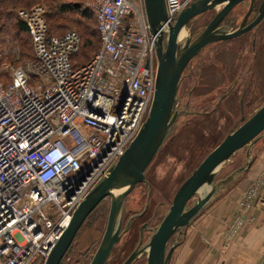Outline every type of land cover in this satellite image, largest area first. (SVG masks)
<instances>
[{
    "label": "built area",
    "instance_id": "2783aa9c",
    "mask_svg": "<svg viewBox=\"0 0 264 264\" xmlns=\"http://www.w3.org/2000/svg\"><path fill=\"white\" fill-rule=\"evenodd\" d=\"M192 0H165L174 22ZM99 49L75 62L77 30L20 7L32 57L0 77V264H43L71 214L145 119L157 61L143 0H86Z\"/></svg>",
    "mask_w": 264,
    "mask_h": 264
},
{
    "label": "rangeland",
    "instance_id": "374dc122",
    "mask_svg": "<svg viewBox=\"0 0 264 264\" xmlns=\"http://www.w3.org/2000/svg\"><path fill=\"white\" fill-rule=\"evenodd\" d=\"M258 1V0H257ZM86 0H23L12 7H0L9 11V18L0 15V77L8 79L12 66L22 63L31 53V40L26 32L16 28V10L42 4L46 8L51 31L62 33L66 29L77 30L83 44L74 56L75 62L89 59L98 50V41L89 33L94 31V14L86 7ZM63 4L77 5L90 16L83 17L78 11ZM223 4L211 7L186 22L184 29L193 39L206 27ZM249 0L234 5L225 17L229 29L241 22L247 12ZM257 13V11H256ZM251 13V16L256 15ZM254 18V17H253ZM83 23L87 32L82 34ZM256 35L252 48L251 36ZM184 36V35H183ZM184 39V38H183ZM165 42V39H164ZM256 53V54H255ZM179 109H185L175 122L163 145L149 164L145 180L138 182L125 197L123 225L131 219L112 249L106 264H121L136 245L139 228L143 229L144 244L152 228L161 220L172 201L177 186L222 140L223 136L241 123V115H251L264 101V18L247 34L227 40H213L201 49L185 66L178 88ZM252 142V143H251ZM264 131L258 132L243 144L225 163L215 180L255 160L261 154ZM251 143V144H250ZM236 174L223 190L218 192L212 204L225 191L233 187L249 170ZM255 180L246 187L239 200L241 209L264 210V168ZM196 195L188 200L190 205ZM209 204L207 206H209ZM109 197H104L94 208L93 215L83 223L74 237L60 264H89L105 228ZM206 208V207H205ZM202 209V210H205ZM201 210V211H202ZM197 214L193 222L198 220ZM228 223L221 238L220 248L227 251L237 229V221ZM176 232L169 244L179 242L173 249L170 263L177 254L189 251L185 244L186 230ZM198 245L196 249L198 250ZM196 250V251H197ZM148 251L140 254L131 264H147Z\"/></svg>",
    "mask_w": 264,
    "mask_h": 264
},
{
    "label": "water",
    "instance_id": "95a60500",
    "mask_svg": "<svg viewBox=\"0 0 264 264\" xmlns=\"http://www.w3.org/2000/svg\"><path fill=\"white\" fill-rule=\"evenodd\" d=\"M240 1L192 0L181 9L175 21L170 22L167 21L165 0H143L149 32L154 38L157 61L154 93L147 115L123 153L107 167L74 208L67 226L49 250L43 264H60L86 216L108 196L105 228L89 262L106 264L121 234L131 223L132 218H129L123 225L126 195L135 184L145 180L149 164L178 117L185 112V109L178 108L177 92L186 64L210 41L235 37L251 29L264 17V0H261L256 15L245 26L242 25L251 6L237 28L231 30L224 24L218 25L224 15ZM220 4L223 6L194 39L191 40L189 31L180 38L181 30L190 18ZM260 131H264V101L248 117L245 118L242 114L241 123L227 132L220 143L177 186L171 204L158 224L152 228V233L144 244L142 239L146 224L140 226L136 245L121 264H131L144 251H148L147 264H169L172 251L179 243L169 244L173 234L186 228L214 196L235 179L237 173L249 167L250 160L246 165L215 180L229 158ZM194 195L196 199L188 205V200Z\"/></svg>",
    "mask_w": 264,
    "mask_h": 264
},
{
    "label": "crops",
    "instance_id": "0c3cea01",
    "mask_svg": "<svg viewBox=\"0 0 264 264\" xmlns=\"http://www.w3.org/2000/svg\"><path fill=\"white\" fill-rule=\"evenodd\" d=\"M261 149L247 173L233 187L225 189L215 202L204 207L198 220L192 219L186 230L185 244L189 251L177 254L174 264H264V210L248 211L239 205L246 187L264 168V142ZM238 219L231 246L223 251L219 246L221 235L228 223Z\"/></svg>",
    "mask_w": 264,
    "mask_h": 264
},
{
    "label": "trees",
    "instance_id": "16d2710c",
    "mask_svg": "<svg viewBox=\"0 0 264 264\" xmlns=\"http://www.w3.org/2000/svg\"><path fill=\"white\" fill-rule=\"evenodd\" d=\"M21 1H23V0H0V7H8V8H10V7H12L13 5H15V4H17L18 2H21ZM63 6H66L67 7V9L69 8V7H71V8H73L74 10H76V11H78L83 17H87V16H90L89 15V13H87V11H85V10H83V9H81L79 6H77V5H68V4H63ZM8 14H9V11L7 10V11H0V15L1 16H3V18L5 17V16H7L6 17V19L7 18H9L10 16H8ZM18 17V16H17ZM45 18H46V22H47V27H48V31L50 32V33H53V34H60V33H55V32H53V31H51V29H50V26H49V24H48V21H47V12L45 13ZM94 21H95V19H94ZM14 24H15V26H16V28L17 29H19L21 32H26L27 34H28V36H29V38H30V35H29V33H28V30H27V26H26V24L18 17L16 20H15V22H14ZM80 24H81V26H83V29H82V34H84V33H86L87 32V30L85 29L86 28V26L83 24V23H78L77 25L78 26H80ZM79 33V32H78ZM80 34V33H79ZM91 36H95L96 37V39H97V41H98V44H99V37H98V33H97V30H96V28H95V23H94V31H92V32H90L89 33ZM80 37H81V43H80V48H81V46H82V44H83V38H82V35L80 34ZM30 40H31V38H30ZM98 49H99V46H98ZM98 51V50H97ZM96 51V52H97ZM30 57H32V47H31V53H30V56H28V58H30ZM86 60H88V59H86ZM93 213H94V209L86 216V218H85V220L83 221V223H85L92 215H93ZM83 223H82V225H83ZM82 225L80 226V228L82 227ZM79 228V229H80ZM79 229H78V231L76 232V234H75V236L78 234V232H79ZM74 236V237H75ZM71 245V244H70ZM70 247V246H69ZM69 249V248H68ZM67 249V250H68ZM67 252V251H66ZM61 263V262H60Z\"/></svg>",
    "mask_w": 264,
    "mask_h": 264
},
{
    "label": "flooded vegetation",
    "instance_id": "af4514ba",
    "mask_svg": "<svg viewBox=\"0 0 264 264\" xmlns=\"http://www.w3.org/2000/svg\"><path fill=\"white\" fill-rule=\"evenodd\" d=\"M241 1H242V0H241ZM260 2H261V0H258V1H257V0H252V1L249 0V7L251 6V11H250V13L247 15V18L244 20V23H243L242 26H245L246 24H248V23L253 19V17H254L255 15H254V16H251V13H256L257 8H258ZM237 4H238V3H237ZM249 7H248V9H249ZM230 10H231V9H230ZM230 10H229V11H230ZM229 11H228V12H229ZM228 12L224 15V17L221 19V21L218 23V25H220V24H224V20H225L226 15L228 14ZM243 16H244V15H243ZM242 18H243V17H242ZM263 18H264V17H263ZM263 18H262V19H263ZM262 19H261V20H262ZM261 20H260V21H261ZM241 21H242V20H241ZM260 21H259V22H260ZM187 22H188V21H187ZM259 22H258V23H259ZM240 23H241V22H240ZM240 23H239L235 28H237V27L240 25ZM258 23H257V24H258ZM257 24H256V25H257ZM256 25H255V26H256ZM255 26H253L251 29H249V30H247V31H244L243 33H241V34H239V35H237V36H235V37H232V38L240 37V36H242V35H244V34H247V33L250 32ZM251 37H252V38H251L250 42H251V46H252V48H253V47L255 46V43H256V35H253V36H251ZM192 39H193V37H192V34H191V40H192ZM229 39H231V38H229ZM223 40H227V39H223ZM202 49H203V48H202ZM200 51H201V50H200ZM196 54H197V53H196ZM196 54H195V55H196ZM255 54H256V53H255ZM195 55H194V56H195ZM194 56H193V57H194ZM193 57H192V58H193ZM192 58H191V59H192ZM191 59H190V60H191ZM190 60H189V61H190ZM189 61H188V63H189ZM188 63H187V64H188ZM187 64H186V65H187Z\"/></svg>",
    "mask_w": 264,
    "mask_h": 264
},
{
    "label": "bare ground",
    "instance_id": "6f19581e",
    "mask_svg": "<svg viewBox=\"0 0 264 264\" xmlns=\"http://www.w3.org/2000/svg\"><path fill=\"white\" fill-rule=\"evenodd\" d=\"M186 33L185 29H182L181 30V33H180V38Z\"/></svg>",
    "mask_w": 264,
    "mask_h": 264
}]
</instances>
